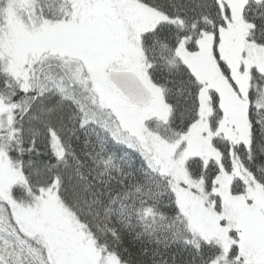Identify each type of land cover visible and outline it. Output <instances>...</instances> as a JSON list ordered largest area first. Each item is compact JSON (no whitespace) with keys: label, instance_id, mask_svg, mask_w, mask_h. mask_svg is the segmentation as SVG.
Segmentation results:
<instances>
[{"label":"snow or ice","instance_id":"6c2138e0","mask_svg":"<svg viewBox=\"0 0 264 264\" xmlns=\"http://www.w3.org/2000/svg\"><path fill=\"white\" fill-rule=\"evenodd\" d=\"M0 264H264V0H0Z\"/></svg>","mask_w":264,"mask_h":264}]
</instances>
